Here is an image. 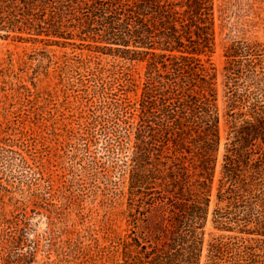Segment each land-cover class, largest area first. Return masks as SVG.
Masks as SVG:
<instances>
[{
    "label": "rangeland",
    "instance_id": "374dc122",
    "mask_svg": "<svg viewBox=\"0 0 264 264\" xmlns=\"http://www.w3.org/2000/svg\"><path fill=\"white\" fill-rule=\"evenodd\" d=\"M181 209L199 264H264V0H0V264H120Z\"/></svg>",
    "mask_w": 264,
    "mask_h": 264
},
{
    "label": "trees",
    "instance_id": "16d2710c",
    "mask_svg": "<svg viewBox=\"0 0 264 264\" xmlns=\"http://www.w3.org/2000/svg\"><path fill=\"white\" fill-rule=\"evenodd\" d=\"M200 36V35H199ZM139 40H145L148 38L147 35H138L137 37ZM204 43L203 46H209L208 42L209 37L207 35H204L202 37ZM145 42V41H141ZM165 42H169L168 40H165ZM243 44H237L236 46H231L232 52L231 54H238V52L242 50L249 51L250 46L248 43L241 42ZM168 46V45H166ZM165 48V47H164ZM167 50H172L165 48ZM151 54H155V51H150ZM169 53L167 57H175L173 54ZM165 53H160V56H165ZM180 56H186V55H180ZM175 66L177 68L180 67V64L177 62L175 63ZM150 111V110H148ZM205 112L207 113L205 124L210 129L209 137L205 139L206 148L210 149L213 144L215 143V124L211 125V113H216V111L211 110L210 106H205ZM110 113H115V115L110 118V121H106L105 123H102L101 129L104 131L106 139L108 142L117 144V145H123L125 141V138L129 139L130 136V128L132 126L126 125L128 119L126 115L123 117L119 113H133L131 110L126 107V105L122 104L121 102L114 103L113 110L110 111ZM214 121H217V115L213 116ZM144 119H142L143 121ZM110 122V123H109ZM144 122H141L138 126L137 130L138 133L141 131V135L143 134L142 130L144 126ZM213 128V129H212ZM144 135L140 137V141H137L136 147L137 150H135V156L138 162H142L145 160L144 156L149 154V151H147V148L144 146ZM211 150V149H210ZM207 165H203V168L205 171L209 168V165L206 161ZM206 200H209L206 197ZM195 205L201 206L200 202H195ZM201 208V207H200ZM196 216V215H195ZM195 216L193 218H195ZM186 218V210L181 209L179 213H177V217H175V222H171L172 232L174 234L170 237V241L168 242V248L162 249V248H156V247H150L147 248L146 244H142L139 241H135V249H126L127 245H124L122 254V261H120V264H199L200 254L202 251V235L200 232H198L192 223H187V221L184 219ZM193 221V220H192ZM195 221V220H194ZM139 247V248H138Z\"/></svg>",
    "mask_w": 264,
    "mask_h": 264
}]
</instances>
